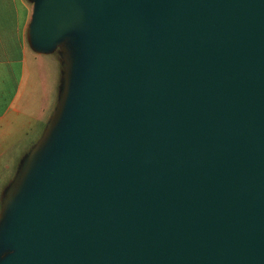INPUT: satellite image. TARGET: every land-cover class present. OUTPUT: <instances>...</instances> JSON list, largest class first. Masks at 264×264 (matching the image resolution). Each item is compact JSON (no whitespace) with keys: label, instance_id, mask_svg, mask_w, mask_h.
Masks as SVG:
<instances>
[{"label":"water","instance_id":"95a60500","mask_svg":"<svg viewBox=\"0 0 264 264\" xmlns=\"http://www.w3.org/2000/svg\"><path fill=\"white\" fill-rule=\"evenodd\" d=\"M30 40L69 91L0 264H264V0H39Z\"/></svg>","mask_w":264,"mask_h":264},{"label":"crops","instance_id":"0c3cea01","mask_svg":"<svg viewBox=\"0 0 264 264\" xmlns=\"http://www.w3.org/2000/svg\"><path fill=\"white\" fill-rule=\"evenodd\" d=\"M39 0H0V146L40 162L51 147L68 97V40L50 51L30 40ZM55 54V55H53Z\"/></svg>","mask_w":264,"mask_h":264},{"label":"rangeland","instance_id":"374dc122","mask_svg":"<svg viewBox=\"0 0 264 264\" xmlns=\"http://www.w3.org/2000/svg\"><path fill=\"white\" fill-rule=\"evenodd\" d=\"M0 152H3L1 146ZM27 160L25 161V157H23V148L19 147L7 149L0 155V236L5 230L15 202L18 200L16 199L13 203L15 197L26 186V175H32L35 171V165ZM12 251L10 247L0 246V260Z\"/></svg>","mask_w":264,"mask_h":264}]
</instances>
